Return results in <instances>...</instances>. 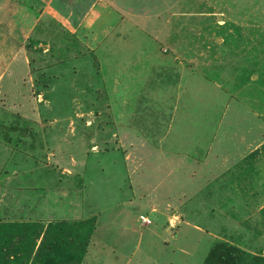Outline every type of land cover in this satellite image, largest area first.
I'll use <instances>...</instances> for the list:
<instances>
[{
	"label": "rangeland",
	"instance_id": "obj_1",
	"mask_svg": "<svg viewBox=\"0 0 264 264\" xmlns=\"http://www.w3.org/2000/svg\"><path fill=\"white\" fill-rule=\"evenodd\" d=\"M111 1L0 10L5 254L43 264L51 223L91 219L78 264H264V148L255 185L222 175L264 147V0Z\"/></svg>",
	"mask_w": 264,
	"mask_h": 264
},
{
	"label": "crops",
	"instance_id": "obj_2",
	"mask_svg": "<svg viewBox=\"0 0 264 264\" xmlns=\"http://www.w3.org/2000/svg\"><path fill=\"white\" fill-rule=\"evenodd\" d=\"M90 2H93L91 10H97V12H99L98 17L96 16L94 22L95 23H98L100 21L102 22V20H104L103 19L104 18L103 10L105 9L104 6L106 7L109 6L108 2L109 3L111 2L110 4H112L113 1L111 0H108L107 3L106 2L102 3L103 2L102 0H4L3 3L0 2V8H1L0 10H2V12L5 11L3 13L1 12L2 14H9L13 16L14 18H12V20L10 19L11 21H15V22L23 21L24 23L30 22L31 23L30 28L34 30L38 26H40V23L44 20V18H48L49 21H50L49 18H51V20L53 19L56 20L58 19V17H60L61 12L73 14L78 9V7H80L81 5H89ZM1 5L3 7H1ZM111 10L113 9L111 8ZM23 15L24 16L26 15L28 17L27 18L23 17ZM88 16L89 13L86 14L85 20H87ZM263 148L264 147H262L261 145H255L250 149H246V151L248 150L247 154L244 155L243 158L237 160L236 163H231V161H227L230 163H226L224 161L222 166L227 168L224 169L222 172V175L224 176L223 178L224 183L226 184L227 181L231 182L232 179L230 178V176H234V175H237L238 177V182H239L238 187L240 183H242L243 181H247L248 177L253 178L254 185L255 182L261 181L262 166L260 167V165L263 162L262 161L263 156L261 153L263 151L262 150ZM210 165L212 166V164L210 163L208 165L207 173L211 175L212 178H214L218 170L215 169L210 170L209 169ZM241 187L243 188V186ZM241 187H239L238 189L242 190Z\"/></svg>",
	"mask_w": 264,
	"mask_h": 264
},
{
	"label": "trees",
	"instance_id": "obj_3",
	"mask_svg": "<svg viewBox=\"0 0 264 264\" xmlns=\"http://www.w3.org/2000/svg\"><path fill=\"white\" fill-rule=\"evenodd\" d=\"M36 225L40 226L36 222V224L20 225L15 229L23 233L24 229L32 230ZM93 230L94 225L91 219H77L75 221L68 219L55 220L48 229L50 234L48 233L43 239L34 258L41 260L43 264H78L88 250L89 239ZM1 239L6 240L3 235L0 237ZM9 246V244H0V264H10V262L14 264V261L10 260V255L5 254L7 247L11 250ZM72 259H75V262Z\"/></svg>",
	"mask_w": 264,
	"mask_h": 264
},
{
	"label": "built area",
	"instance_id": "obj_4",
	"mask_svg": "<svg viewBox=\"0 0 264 264\" xmlns=\"http://www.w3.org/2000/svg\"><path fill=\"white\" fill-rule=\"evenodd\" d=\"M141 219H142L144 222H148V221H150V220H148V218H147L146 216H144V215H141Z\"/></svg>",
	"mask_w": 264,
	"mask_h": 264
}]
</instances>
